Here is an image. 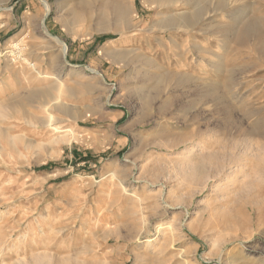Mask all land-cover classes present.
Returning <instances> with one entry per match:
<instances>
[{"label":"rangeland","instance_id":"obj_1","mask_svg":"<svg viewBox=\"0 0 264 264\" xmlns=\"http://www.w3.org/2000/svg\"><path fill=\"white\" fill-rule=\"evenodd\" d=\"M45 1L0 0V264H264V0H125L100 33V10L71 25L81 0ZM246 25L260 38L237 44ZM146 73L226 106L174 81L147 106ZM188 135L191 153L164 145Z\"/></svg>","mask_w":264,"mask_h":264},{"label":"bare ground","instance_id":"obj_2","mask_svg":"<svg viewBox=\"0 0 264 264\" xmlns=\"http://www.w3.org/2000/svg\"><path fill=\"white\" fill-rule=\"evenodd\" d=\"M71 1L73 2L75 0H71ZM162 1H164V0H162ZM42 2L45 6L46 12H48L49 7H48L46 1L42 0ZM98 5H100V6L98 7ZM129 9H130L129 4H127V2H125V0H81V2L76 1L75 6L73 8H71L70 10H68L67 14L73 15V20L70 23L72 25V24H75L77 22L82 21L83 19H86L89 21V19H91L92 14L94 12L96 14V11L100 10L97 18H95V20L93 21L94 28L96 29V33H100L102 31L105 32L106 30H110V29H117L121 25H127L128 24V18H129ZM109 14L112 16L111 18H113L112 19L113 21L111 23L107 22V16ZM199 14H200L199 10L198 11L195 10L192 13H190L189 16L185 17L186 20L183 21L184 23L181 21L172 20V21L168 22V25L171 26L173 30H182L184 32H190L196 24V23H193L192 20L197 19V17H199ZM232 36H233L234 40L237 42V44H243V45L247 44L248 41L252 38H255L256 40H259V38H260V35L256 31V29L253 30L251 27H249L247 25L235 30ZM48 38H50V40H52V42H55L58 45L60 44L55 38H51L49 36H48ZM59 46H60L59 50H60V53L62 56L61 58L63 59L65 56V48L62 44ZM258 53L261 54L262 56H264V41L263 40H261V46L259 47ZM21 54H22V52H21ZM20 58H21V56H20ZM20 60H22L23 63H25V65L29 69L36 70V67L34 64L28 63L26 61V59H20ZM148 62H146L145 64L143 63V64L145 66H147L149 69L153 68V70H154V67H153L154 64H152L150 62L148 63ZM52 63H54V62H52ZM217 65L218 64H213L212 68H214V69L217 68ZM241 73H242V71L239 74H241ZM173 81H174V85L176 88L181 87V88H186L189 91L190 90L192 91L191 95L194 99H193V103L190 106H193L195 103H197L199 101H203L205 99H208L207 102H218L221 106L222 105L226 106V104H225L226 103L225 93L229 92V91H225V92L221 93L219 90L220 88L214 87L213 85L207 86L206 89H202V88L198 87L199 84L197 85V82L194 79V76L180 75V76L176 77L175 75L173 76V75L168 74V73H161V74H157V75H155V73L153 75H149L146 73V74L142 75V78L139 81V86H140L139 89H142V88L145 89L147 87H153L154 89H156V92H155L154 96H149V95L145 94V92H144V94L141 97V100L144 101L145 105H147V106L151 105L153 100L160 97L161 89ZM235 81H236V78L233 80L231 75L228 74L226 77V80H225V86H223V88L227 87V85H229V84L234 86ZM144 89H142V90H144ZM259 97L260 98L264 97V94L260 95ZM168 105H169L168 101H164L161 103V105L158 106V109L160 111L165 110V107H167ZM184 106L182 108L180 107L181 109H183V111H184ZM224 110H225V107H224ZM145 117H146V113H145V111L142 110L141 120L145 119ZM195 133H196V131L192 130L191 135H193ZM189 136L190 135H188V137L184 138V139L177 137V138H174V140H172L171 142L165 141L164 145H168V146L170 145V147H177L179 145H184L185 148L188 150V152L191 153V149L189 150V147L187 146V144H185L189 140ZM191 148H193V146ZM217 157H219L220 160H217L216 159ZM214 159H216L217 162ZM228 159H230V158H229V155L226 153H218L217 152V153H215V156L213 154L208 155L203 161V163L207 162L208 164L207 163L206 164L209 166V167L205 168L206 169L205 174L208 177L215 178L220 173V171L222 169V165H223L222 161L223 160L226 161ZM206 164H203V166L204 167L207 166ZM190 166H192V165H190ZM193 175L197 176V171L195 172L193 170ZM196 179L201 180V178H198V177Z\"/></svg>","mask_w":264,"mask_h":264},{"label":"trees","instance_id":"obj_3","mask_svg":"<svg viewBox=\"0 0 264 264\" xmlns=\"http://www.w3.org/2000/svg\"><path fill=\"white\" fill-rule=\"evenodd\" d=\"M49 166L47 165V166H45V167H43V168H41V169H47Z\"/></svg>","mask_w":264,"mask_h":264}]
</instances>
